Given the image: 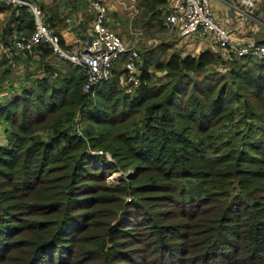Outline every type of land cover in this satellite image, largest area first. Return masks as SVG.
Returning a JSON list of instances; mask_svg holds the SVG:
<instances>
[{
  "label": "trees",
  "instance_id": "1",
  "mask_svg": "<svg viewBox=\"0 0 264 264\" xmlns=\"http://www.w3.org/2000/svg\"><path fill=\"white\" fill-rule=\"evenodd\" d=\"M144 3L162 26L169 0ZM33 50L0 54V264H264V58L163 40L145 84L126 91L121 57L84 91L80 65Z\"/></svg>",
  "mask_w": 264,
  "mask_h": 264
},
{
  "label": "built area",
  "instance_id": "2",
  "mask_svg": "<svg viewBox=\"0 0 264 264\" xmlns=\"http://www.w3.org/2000/svg\"><path fill=\"white\" fill-rule=\"evenodd\" d=\"M0 1L5 5L14 6L16 15L19 14L20 8H25L33 18V29L29 34L19 33L13 29L9 36L10 44H5L0 39V51L5 53L10 61L12 60V46L18 51L32 52L35 45L44 42L52 47L54 54L69 59L84 69L86 73L82 86L84 91H89L99 83L108 80L115 61L121 57H123L124 68L122 84L126 91H133L147 82L146 79L140 77L137 63L140 56L139 48L136 46L138 39L135 38L129 43L114 28L107 25L108 6L102 0H88L94 11L91 42L82 48L63 47L57 32L49 27L39 6L31 0ZM242 14L244 15L240 18L247 16L245 12ZM163 22L164 28L177 29L181 37L196 34L208 36L216 46L225 49L229 54L264 58V40L240 42L232 39L229 28L215 18L210 0H169V11ZM96 151L102 152V149Z\"/></svg>",
  "mask_w": 264,
  "mask_h": 264
},
{
  "label": "crops",
  "instance_id": "3",
  "mask_svg": "<svg viewBox=\"0 0 264 264\" xmlns=\"http://www.w3.org/2000/svg\"><path fill=\"white\" fill-rule=\"evenodd\" d=\"M31 1L39 6L46 21L48 20L50 28H52L59 35L60 42L63 47L82 48L88 44V38L92 33V23L94 17L93 8L88 0ZM107 1L108 0H104L103 2H105L108 6L109 2ZM118 2L119 3L116 5V9H118L119 13L115 14V17L118 16V19L110 17L111 11L108 6L106 23L109 27L114 28L118 33H120L125 41L129 42L127 40L129 36L128 29L125 25H123V23H121V20L126 15L125 11L135 7L137 3L136 0H118ZM1 6H7V8L2 9ZM210 6L214 11L215 18L226 28H229L232 39L240 42L264 40V0H210ZM23 9L26 10L25 8H20L18 11L19 14L16 15L14 6L5 5L0 1V34L2 32L3 25L10 16L11 11H13V15L17 17L22 14ZM244 12L247 16H245V18H240V16L244 15L242 14ZM153 25V23H150L149 26L145 24L144 28H152ZM146 31L148 32L146 37L142 40H137L136 46L139 50L146 46L154 45L158 41L169 40L173 41L175 45L181 46L185 53H197L203 48L211 47L221 51L223 54H229L225 49L216 46L211 37L208 36L196 34L190 37H181L178 34L177 29H166L164 31L166 34L162 37L160 35H156L155 31ZM30 32L31 30L29 33ZM1 40L3 43L8 44L4 42V39ZM30 53L33 54V57H38L35 50H32ZM16 64L18 69H21L23 66V63L19 61H17ZM123 74L124 68L119 74L121 83L123 82Z\"/></svg>",
  "mask_w": 264,
  "mask_h": 264
},
{
  "label": "rangeland",
  "instance_id": "4",
  "mask_svg": "<svg viewBox=\"0 0 264 264\" xmlns=\"http://www.w3.org/2000/svg\"><path fill=\"white\" fill-rule=\"evenodd\" d=\"M104 1V0H103ZM108 6L110 7V17L111 18H115L118 19V16L115 17V14H118L119 11L118 9H116V5H118V0H108ZM137 5L133 8H128V11L126 12V15L124 18H122L121 23H123V25H125L128 29L129 32V36L127 38V40L130 42H132L135 38H137L138 40H142L146 37V34L148 33L146 30L150 31V32H156V35H160L162 37H164V35L166 34L164 31L166 30V28H164V25H159L158 22H156L157 24H154L152 28H144L145 24L143 23V17H142V11L145 9L144 7V0H136ZM109 17V18H110ZM146 29V30H145ZM140 51V50H139ZM1 53V52H0ZM2 54V53H1ZM228 55V54H225ZM92 152H97L96 150H92ZM121 173H124V170L122 169H116L113 170L108 176L107 179L111 182H117V179L119 178V175Z\"/></svg>",
  "mask_w": 264,
  "mask_h": 264
},
{
  "label": "water",
  "instance_id": "5",
  "mask_svg": "<svg viewBox=\"0 0 264 264\" xmlns=\"http://www.w3.org/2000/svg\"><path fill=\"white\" fill-rule=\"evenodd\" d=\"M91 42V36L88 38V43H90Z\"/></svg>",
  "mask_w": 264,
  "mask_h": 264
}]
</instances>
